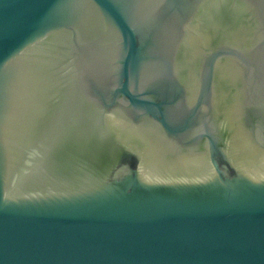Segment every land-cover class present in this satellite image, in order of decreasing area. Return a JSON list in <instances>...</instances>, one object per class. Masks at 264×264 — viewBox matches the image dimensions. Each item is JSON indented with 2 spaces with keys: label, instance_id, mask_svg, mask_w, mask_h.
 Here are the masks:
<instances>
[{
  "label": "water",
  "instance_id": "1",
  "mask_svg": "<svg viewBox=\"0 0 264 264\" xmlns=\"http://www.w3.org/2000/svg\"><path fill=\"white\" fill-rule=\"evenodd\" d=\"M114 116L202 167L153 173ZM261 151L264 0H0V264H264Z\"/></svg>",
  "mask_w": 264,
  "mask_h": 264
},
{
  "label": "bare ground",
  "instance_id": "2",
  "mask_svg": "<svg viewBox=\"0 0 264 264\" xmlns=\"http://www.w3.org/2000/svg\"><path fill=\"white\" fill-rule=\"evenodd\" d=\"M210 14H208L207 17H209ZM192 55H195V52ZM222 66V73L221 76L223 77L221 80H216V91L213 95V100L215 101L217 105V112L219 113V116H221V121H218V124L220 126V130L222 134L224 135L225 139L229 138L227 140V146L235 147L237 148V152L244 154L247 159H251L254 157L255 159H258V145L255 140H252L249 136L246 130H244L239 121L237 120V115L239 113V105L237 103V94L235 91L231 90L229 92H225L221 89L230 87L231 81L229 79H233L236 76L237 70L231 66V63H223ZM221 69V70H222ZM187 82H189L190 77H185ZM234 80V79H233ZM233 82V81H232ZM108 129L117 137H119L120 141L124 144H127L131 147H134L137 152L142 157V163L146 164L145 166L147 169H150L153 173L155 172H161L165 169V171L169 170V168L166 166V161L163 159V166L161 163V149H162V143L159 139H155V137L145 139L144 137L140 136L139 133H135L131 129L125 130V132H121L123 129V123L122 121L114 116L112 118V121L109 122ZM124 127V126H123ZM230 132V135H229ZM226 134L227 138H226ZM154 139V140H153ZM231 143H230V142ZM157 144V145H155ZM231 147V148H232ZM153 151V153H152ZM153 155H150V154ZM262 158L264 159V151L262 152ZM200 158V159H199ZM184 162H191L190 169L199 168L203 165V158L198 153H192L189 154H183L180 155L179 158H177L175 161H171L170 167L174 166L172 169H178V170H184L185 168H188V165ZM178 164V165H177ZM176 165V166H175ZM162 166V167H161ZM164 168V169H163Z\"/></svg>",
  "mask_w": 264,
  "mask_h": 264
},
{
  "label": "flooded vegetation",
  "instance_id": "3",
  "mask_svg": "<svg viewBox=\"0 0 264 264\" xmlns=\"http://www.w3.org/2000/svg\"><path fill=\"white\" fill-rule=\"evenodd\" d=\"M155 145H157V144H155ZM158 146V145H157ZM152 153H153V151H152ZM150 154V155H153V154ZM161 153H162V149H161ZM184 154H186V153H184ZM183 155V154H182ZM162 157V156H161ZM200 159V158H199ZM161 163H162V166H163V158H161ZM184 163H186V162H184ZM187 165H188V167L190 168V166H191V162L190 163H186ZM178 165V164H177ZM176 166V165H175ZM164 167V166H163ZM174 166H172V167H164V168H173Z\"/></svg>",
  "mask_w": 264,
  "mask_h": 264
}]
</instances>
